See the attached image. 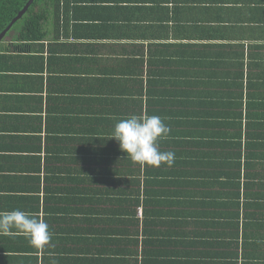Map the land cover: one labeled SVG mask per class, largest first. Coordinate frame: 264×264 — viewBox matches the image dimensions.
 <instances>
[{
    "label": "trees",
    "instance_id": "16d2710c",
    "mask_svg": "<svg viewBox=\"0 0 264 264\" xmlns=\"http://www.w3.org/2000/svg\"><path fill=\"white\" fill-rule=\"evenodd\" d=\"M29 1L0 0V34ZM48 1L60 4L35 0L0 45L14 37L9 51L27 53L43 41ZM198 57L209 65L191 61L174 81L161 63L147 102L133 95L132 115L170 127L158 143L175 153L171 167L135 164L102 134L46 171L43 219L72 223L60 229L86 263L238 264L263 241L264 55Z\"/></svg>",
    "mask_w": 264,
    "mask_h": 264
},
{
    "label": "crops",
    "instance_id": "0c3cea01",
    "mask_svg": "<svg viewBox=\"0 0 264 264\" xmlns=\"http://www.w3.org/2000/svg\"><path fill=\"white\" fill-rule=\"evenodd\" d=\"M46 8L43 41L27 53L9 51L14 37L0 45V212L43 219L46 171L132 116L134 92L146 103L161 63L180 81L191 61L209 65L200 55H264V0H60ZM47 224L45 251L22 234L0 235V264H115L86 263L60 229L72 223ZM257 243L238 264H264V239Z\"/></svg>",
    "mask_w": 264,
    "mask_h": 264
},
{
    "label": "clouds",
    "instance_id": "9594fccd",
    "mask_svg": "<svg viewBox=\"0 0 264 264\" xmlns=\"http://www.w3.org/2000/svg\"><path fill=\"white\" fill-rule=\"evenodd\" d=\"M170 127L158 115H132L114 125L112 140L129 159L142 167H171L175 153L161 151L158 141L166 139ZM22 234L37 251H45L51 246L53 233L48 224L38 214L20 210L0 212V235Z\"/></svg>",
    "mask_w": 264,
    "mask_h": 264
},
{
    "label": "water",
    "instance_id": "95a60500",
    "mask_svg": "<svg viewBox=\"0 0 264 264\" xmlns=\"http://www.w3.org/2000/svg\"><path fill=\"white\" fill-rule=\"evenodd\" d=\"M35 2V0H30L24 9L18 14V16L10 23V25L0 34V42L7 36L8 32L12 29L14 24H16L23 16L24 14L28 11L30 6Z\"/></svg>",
    "mask_w": 264,
    "mask_h": 264
},
{
    "label": "rangeland",
    "instance_id": "374dc122",
    "mask_svg": "<svg viewBox=\"0 0 264 264\" xmlns=\"http://www.w3.org/2000/svg\"><path fill=\"white\" fill-rule=\"evenodd\" d=\"M13 35V34H12Z\"/></svg>",
    "mask_w": 264,
    "mask_h": 264
}]
</instances>
